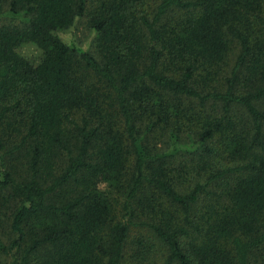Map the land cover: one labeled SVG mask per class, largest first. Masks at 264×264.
Segmentation results:
<instances>
[{"label":"trees","instance_id":"16d2710c","mask_svg":"<svg viewBox=\"0 0 264 264\" xmlns=\"http://www.w3.org/2000/svg\"><path fill=\"white\" fill-rule=\"evenodd\" d=\"M4 259L264 264V0H0Z\"/></svg>","mask_w":264,"mask_h":264},{"label":"rangeland","instance_id":"374dc122","mask_svg":"<svg viewBox=\"0 0 264 264\" xmlns=\"http://www.w3.org/2000/svg\"><path fill=\"white\" fill-rule=\"evenodd\" d=\"M3 19L6 20L7 22H9L10 20L14 22L19 21V19H12L10 16H4ZM59 35L68 44L76 45L85 50L95 52V49L92 46L93 34L91 32L88 19L86 16L77 17L73 25L67 29L60 31ZM20 51L22 54L26 56L34 55L35 53L38 52L37 48L33 45H26L22 47ZM237 52H238V48L237 46H234L232 55L228 59L229 65H232L233 62L235 61ZM105 186L106 184H101V188H104ZM3 262L4 264H8L7 259H4Z\"/></svg>","mask_w":264,"mask_h":264}]
</instances>
